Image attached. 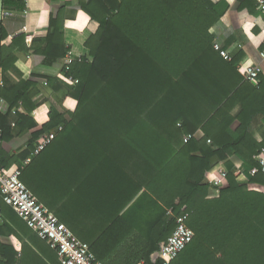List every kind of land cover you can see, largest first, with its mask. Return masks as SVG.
I'll list each match as a JSON object with an SVG mask.
<instances>
[{"label": "trees", "instance_id": "1", "mask_svg": "<svg viewBox=\"0 0 264 264\" xmlns=\"http://www.w3.org/2000/svg\"><path fill=\"white\" fill-rule=\"evenodd\" d=\"M238 2L239 9L256 13L254 0ZM1 5L24 9L23 0H1ZM67 5L50 16L44 37L27 45L20 34L0 44V100L6 104L0 113V144L11 141L16 128L29 137L21 152L10 154L0 145V174L20 170L27 189L49 208L58 200L49 192L57 180L89 183L93 198L88 201L94 210H106L96 213L104 228L96 244L121 226L140 227L136 207L142 202L148 207L145 241L152 240L146 258L155 254L150 264H161L158 252L183 216L194 237L171 264H264V173L256 160L264 148V73L245 81L237 69L244 53L225 61L213 49L210 31L228 4L79 0V11L97 28L84 43L88 58L61 73L77 83L31 76L75 97L72 112L54 115L49 102L32 100L37 84L22 80L15 53L21 49L39 56L46 67L63 61L70 52L64 43L65 20L75 14H65ZM4 38L0 25V41ZM12 72L21 78H10ZM44 103L49 119L39 125L31 114ZM19 107L25 114L17 112ZM54 131L51 143L35 155V146ZM189 134L193 138L184 143ZM238 168L242 181L234 175ZM252 168L258 173L251 175ZM214 181L221 185L214 187ZM0 206V264H38L24 240L33 248L46 243L9 206ZM167 210L172 211L169 219ZM89 248L96 261L109 257Z\"/></svg>", "mask_w": 264, "mask_h": 264}, {"label": "crops", "instance_id": "2", "mask_svg": "<svg viewBox=\"0 0 264 264\" xmlns=\"http://www.w3.org/2000/svg\"><path fill=\"white\" fill-rule=\"evenodd\" d=\"M211 1L214 3L223 1L228 4V10L221 17L220 22L210 31L214 36V43H218L222 49L229 51L230 54L233 55L242 51L245 61L248 60L259 65L260 61L257 54L260 48L264 46V33L263 31L261 33V29H263L264 25L261 15L257 11L251 14L245 8L239 9L238 0ZM23 2L24 9L19 12L7 10L2 7L5 11L13 15L3 19L0 18V25L5 35V38L0 41V44H7L20 34L25 36V43L27 45L35 38L44 37L48 31L50 16L55 15L60 8L64 7L65 2H67L68 5L65 7V14L71 15L73 11L75 14L73 18L67 17L65 20L64 43L69 48V53L75 60L80 61L82 58H88L89 52L84 47V43L91 34L94 33L97 26L79 11V0H23ZM17 50L18 51L15 53V67L22 76V80L29 79L37 84L38 92L35 90L34 93H32V100L49 102L53 107L54 115L67 111L72 112L76 106V99L73 95H65L64 90L58 88V84H54L51 87V85H45L41 78H31V76L35 75H48L57 78L60 82L64 81L67 85H72L64 79L62 74H59V66L62 64V61L50 67H46L42 64L41 57L35 56L32 53L27 54L21 49ZM260 66L262 73H264V62L260 63ZM9 75L10 78L16 81L21 78L13 72ZM60 82L59 84H61ZM48 109L49 105L44 103L33 111L31 116L36 124L41 125L48 121ZM5 110L6 104L0 100V113H4ZM17 112L25 114L22 107H19ZM10 123L12 129L15 128L13 117ZM16 130L17 128L13 129L14 137L11 141L1 142L0 144L1 148L10 154L18 151L21 152V150L25 149L24 144L29 139L28 133L17 134L18 131ZM59 130L60 128L57 129V131ZM57 131H54V134H56ZM27 160L28 159L25 160L24 166ZM243 182H245V180H243ZM38 186L43 188L42 182H38ZM39 187L35 190L38 191L40 189ZM50 190H53V196L58 199L53 203V207L49 208L45 203H39L63 223L79 241L91 246L95 253L96 251L98 253L99 250L102 251L101 254L99 251V255L107 253L109 257H101L99 259L96 257L100 264H150V262L153 261L155 256L153 253L150 254L149 259L146 258V254L151 250L152 240L145 241V233L146 231L148 232L145 216L148 207L145 204L141 202L136 207L137 213L140 215L141 221H138L140 227L131 230L130 226L127 228L125 225L124 227L121 226L118 231L113 230L109 233L108 237L96 244V240L102 235L101 232L104 229L102 228L103 222L96 213L102 214L105 213L106 210H94L93 203L88 201L89 196L91 199L93 198V192H91L93 188L91 185L87 183L84 187L81 185L64 184L63 181L61 184L57 180L56 186H54V188L51 187L49 192H51ZM57 194L62 195L58 196ZM211 194L213 197L214 194ZM83 197L85 199H83ZM125 211L126 210H123L119 214L121 215ZM165 217L168 219L171 218L172 211L167 210ZM111 239H114L113 242H111ZM13 240L16 248H20V244L16 239ZM136 240H138L137 243ZM24 244L26 247H30L35 251L36 254L33 260L38 264H60L52 249H48L50 253L46 254L48 245L42 244V247L33 248L27 240H24ZM20 259H22V257L18 255L17 260Z\"/></svg>", "mask_w": 264, "mask_h": 264}, {"label": "built area", "instance_id": "3", "mask_svg": "<svg viewBox=\"0 0 264 264\" xmlns=\"http://www.w3.org/2000/svg\"><path fill=\"white\" fill-rule=\"evenodd\" d=\"M254 2L256 10L261 15L264 25V0H254ZM12 15V13L2 8L0 0V18L3 19ZM213 49L225 61L231 60L230 52L222 49L218 43L213 44ZM257 56L260 61L259 65L248 60H243L237 66V69L241 72L245 81L254 82L258 78V75L262 73L260 63L264 62V47L262 50L258 51ZM75 61L74 57L68 53L59 66V74L68 72ZM67 81L72 85L77 83V80L73 79H68ZM54 137V132L49 133L41 143L35 146L34 154H39L51 143ZM191 138H193V135H186L183 137V142L186 143ZM207 143H209V141H207ZM256 160L261 167V172L264 173V148L260 149V153ZM28 162L29 159L26 163ZM258 171V168H252L250 174L255 175ZM219 173L221 177L226 176V171L223 169L220 170ZM234 175L237 177V180L245 179L243 171L240 168L235 170ZM20 177V170L10 175L0 174V205L3 203L9 206L40 240L44 241L50 249L55 251L60 264H100L96 261L89 246L79 241L63 223L40 204L36 197L21 181ZM213 185L217 188L221 185V182L214 181ZM175 223V230L159 250L161 264H171L194 237L193 231L186 225L185 216L177 218Z\"/></svg>", "mask_w": 264, "mask_h": 264}]
</instances>
